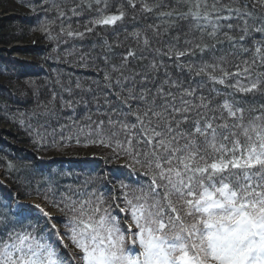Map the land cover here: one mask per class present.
Segmentation results:
<instances>
[{"label":"snow or ice","instance_id":"snow-or-ice-1","mask_svg":"<svg viewBox=\"0 0 264 264\" xmlns=\"http://www.w3.org/2000/svg\"><path fill=\"white\" fill-rule=\"evenodd\" d=\"M95 2L87 33L138 8L127 0L109 12L108 0ZM257 6L264 9V0L251 7L242 0H139L138 10L155 22L127 34L136 46L118 62L104 42L111 67L103 74V105L93 97L97 119L86 115L77 132L85 147L102 145L128 158L125 166L144 179L119 181L121 196L109 201L89 190L91 179L58 191L50 176L42 202L0 208V264H264V101L248 99L264 98V17L254 16ZM40 30L48 31L43 24ZM85 32L69 26L67 35ZM89 55L80 56L81 66H89ZM66 91L72 97L73 89ZM55 100L53 94L49 103ZM88 103L69 98L61 108Z\"/></svg>","mask_w":264,"mask_h":264},{"label":"trees","instance_id":"trees-1","mask_svg":"<svg viewBox=\"0 0 264 264\" xmlns=\"http://www.w3.org/2000/svg\"><path fill=\"white\" fill-rule=\"evenodd\" d=\"M1 1V10H18L22 16L3 20L0 25V44L8 45L20 41L32 42L33 45L30 50L22 52L23 56L29 57L28 60L14 58L0 50V123L9 126L10 132L6 133V137L16 143V147H13L0 139V174L10 186L5 187L0 181V208L6 206L5 210L14 209L11 196L16 199L36 197L42 201L49 186L50 176H54L58 191H65L68 184L75 187L86 179H91L89 190L97 188L109 201L113 196H121L119 181L134 185L144 178L133 174L130 167L125 166L131 163L128 158L123 156L115 158L112 148L98 144H89L85 147V135L79 134L77 127H83L87 123L84 117L88 114L92 115L93 120L97 119L94 96L101 97L103 105L101 91L103 74L111 67L110 64L105 65L103 60L104 42L107 41L113 46L112 52L108 55L112 61L118 62L120 55L127 48L136 46L131 37L125 39L127 34L154 23V14L141 13L137 0V10L128 8V15L123 21L117 22L115 26H98L93 32L87 33L85 25L97 15L95 0H3V3ZM242 2L248 3L251 7L253 0ZM108 3L110 5L108 11L114 12L116 10L114 5H126L127 0H108ZM76 5L80 7L76 8ZM56 6L65 13L63 17L59 15ZM73 8H76L79 15H73L71 11ZM252 11L257 18L264 17V9L259 6ZM41 24L47 28V32L40 30ZM69 26L72 31L85 32V35L68 36ZM62 28L64 32L61 31ZM117 44L122 46L117 47ZM153 46L160 45L154 43ZM86 53L90 54L87 57L88 67L81 66L80 63V56ZM145 55L151 59L148 53ZM165 62L169 65L170 72L179 75L170 60L165 58ZM132 63L136 65L137 61ZM78 81L82 84V89H76ZM93 81H100L99 87ZM69 87L73 89L72 97H69L66 91ZM89 88L91 91H88ZM53 94L56 95V100L49 103ZM81 97L89 102L87 107L84 104H77L74 110L61 108L63 100L69 98L79 100ZM248 99L256 105L264 101L260 96L254 99L249 96ZM37 105L41 107L38 108ZM43 105H47V110ZM45 111H48L47 115L43 114ZM70 116L78 122L77 125H73L68 119ZM87 131L85 128V134ZM77 138L80 139V144L76 143ZM53 144L58 146L53 147ZM25 146L32 148L35 153L25 150ZM92 150L99 151L103 156L92 162L97 167L91 166L88 161L77 159L79 153H86L90 157L89 153ZM36 155L42 156L43 159L39 160ZM54 155L65 157V160L55 162ZM91 159L94 158L91 156ZM120 159L123 160V164L113 165ZM31 162H34V165H30ZM9 164L12 165L11 168ZM62 173L71 175L64 176ZM116 202L120 203L121 207L124 206L122 200ZM115 211L123 221L125 214L120 213L119 209ZM36 216H39V213L34 211L32 214L34 222ZM57 218L63 219L60 214ZM39 224L43 226L45 218L41 217ZM122 226L126 228V225Z\"/></svg>","mask_w":264,"mask_h":264},{"label":"rangeland","instance_id":"rangeland-1","mask_svg":"<svg viewBox=\"0 0 264 264\" xmlns=\"http://www.w3.org/2000/svg\"><path fill=\"white\" fill-rule=\"evenodd\" d=\"M17 16H22V14L20 12H18V10L3 11V10H1V7H0V25L3 22V20L10 19V18H14V17H17ZM32 45H33L32 42L23 43V42H20V41H15V42H11L8 45H6V44H4V45L0 44V50H1V52H4V51L7 52L9 55L13 56L14 58L15 57H18L19 59H22V60H28L29 57L28 56H26V57L23 56V53L22 52L25 53L26 51L30 50ZM47 131H50V130L47 129ZM8 132H10L9 126H5V125H3V124L0 123V139H1V141L5 142L7 145L10 144L11 146L14 147L16 145V143L14 142V140L9 139V138L7 139V137H6V133H8ZM24 149L27 150L30 153L32 152L31 151L32 148L30 149L29 147H26L25 146ZM33 152H34V150H33ZM89 154H90V157H89V155H86V153H79V155H78L79 156V159L78 160L79 161H88L89 163H91V166L97 167V165L96 164H93V163L96 162V158H102L103 156L100 154L99 151L98 152H95L93 150L90 151ZM91 156L94 159H91ZM36 157L39 158V160H42L43 159V157L40 156V155H36ZM57 158H59L58 155H54L53 156V160L54 161H56ZM118 164H123V160L120 159L116 163H113V165H118ZM100 168H101V166H100ZM0 181L3 182V178L1 176V174H0ZM15 199H16L15 197L11 196L12 208L14 207V209L17 206L25 207V206H30L33 203H40V202H42L41 200H39L36 197H31V198H22V199H20V202L21 203L19 204L18 202L15 201ZM49 211H51L53 213L54 217L59 216V213H57L56 210L49 209ZM53 222H55V220ZM124 225H126V227H127V223H124ZM61 231H63V228L62 227H61Z\"/></svg>","mask_w":264,"mask_h":264},{"label":"bare ground","instance_id":"bare-ground-1","mask_svg":"<svg viewBox=\"0 0 264 264\" xmlns=\"http://www.w3.org/2000/svg\"><path fill=\"white\" fill-rule=\"evenodd\" d=\"M31 151L33 152V149H31ZM79 159V158H77ZM57 161L55 162H61V161H64L65 160V157H59L56 159ZM50 164V163H49ZM51 164L53 165L54 164V161L51 162ZM56 164V163H55ZM30 165H34V162H31ZM51 167V166H50ZM2 184L5 186V187H10L8 182L6 180H3ZM16 202H18L19 204L21 203L20 202V199H15Z\"/></svg>","mask_w":264,"mask_h":264}]
</instances>
